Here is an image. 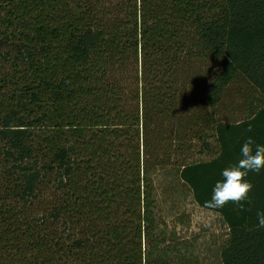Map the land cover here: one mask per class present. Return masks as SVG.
Masks as SVG:
<instances>
[{"label": "trees", "instance_id": "trees-1", "mask_svg": "<svg viewBox=\"0 0 264 264\" xmlns=\"http://www.w3.org/2000/svg\"><path fill=\"white\" fill-rule=\"evenodd\" d=\"M0 60V264H205L159 215L168 169L227 224L221 264H264V169L244 211L205 206L264 145V0H0ZM239 79L261 105L220 120Z\"/></svg>", "mask_w": 264, "mask_h": 264}, {"label": "rangeland", "instance_id": "rangeland-1", "mask_svg": "<svg viewBox=\"0 0 264 264\" xmlns=\"http://www.w3.org/2000/svg\"><path fill=\"white\" fill-rule=\"evenodd\" d=\"M3 63V69L10 67V64L0 60ZM260 95L245 80H236L226 90L225 95L215 108L218 119L226 122H237L250 117L251 113L261 105ZM214 133H212L213 135ZM210 142L213 151L203 156L205 160L211 159L216 155L217 142L215 136H212ZM182 157L181 155H177ZM0 174H2V160L0 158ZM173 174L170 169L157 172L156 189L160 201L159 215L164 216L172 227H175L181 235L187 238L192 236L199 238L197 249L205 264H221L219 259V250L228 238V226L223 217L214 211L202 209L191 203L189 199H184L182 193L184 190L173 183ZM174 195L173 203H169L168 198ZM186 212L190 218L185 219L184 223L177 222V214ZM189 214V215H188ZM189 220V223H188Z\"/></svg>", "mask_w": 264, "mask_h": 264}, {"label": "clouds", "instance_id": "clouds-1", "mask_svg": "<svg viewBox=\"0 0 264 264\" xmlns=\"http://www.w3.org/2000/svg\"><path fill=\"white\" fill-rule=\"evenodd\" d=\"M251 130L249 125L248 131ZM261 169H264V145L256 144L252 137H248L242 145L237 163L222 170V178L215 183L205 206L217 209L232 203L238 205L239 211H244V202L250 199L249 193L254 187L245 177L250 172L259 173ZM257 219L258 226L264 228V212H258Z\"/></svg>", "mask_w": 264, "mask_h": 264}]
</instances>
